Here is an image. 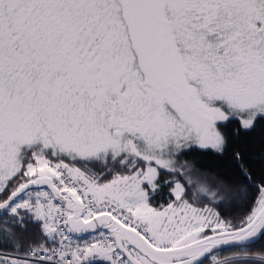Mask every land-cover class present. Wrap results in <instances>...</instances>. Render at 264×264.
<instances>
[{
	"label": "snow or ice",
	"instance_id": "1",
	"mask_svg": "<svg viewBox=\"0 0 264 264\" xmlns=\"http://www.w3.org/2000/svg\"><path fill=\"white\" fill-rule=\"evenodd\" d=\"M0 264H264V0H0Z\"/></svg>",
	"mask_w": 264,
	"mask_h": 264
},
{
	"label": "trees",
	"instance_id": "2",
	"mask_svg": "<svg viewBox=\"0 0 264 264\" xmlns=\"http://www.w3.org/2000/svg\"><path fill=\"white\" fill-rule=\"evenodd\" d=\"M256 247H259V245H257ZM226 253H230L229 250L225 249V251L223 252V254H226Z\"/></svg>",
	"mask_w": 264,
	"mask_h": 264
},
{
	"label": "rangeland",
	"instance_id": "3",
	"mask_svg": "<svg viewBox=\"0 0 264 264\" xmlns=\"http://www.w3.org/2000/svg\"><path fill=\"white\" fill-rule=\"evenodd\" d=\"M223 255H230V253H226V254H223Z\"/></svg>",
	"mask_w": 264,
	"mask_h": 264
}]
</instances>
